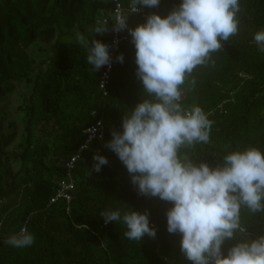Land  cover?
Returning a JSON list of instances; mask_svg holds the SVG:
<instances>
[{"label": "trees", "instance_id": "trees-1", "mask_svg": "<svg viewBox=\"0 0 264 264\" xmlns=\"http://www.w3.org/2000/svg\"><path fill=\"white\" fill-rule=\"evenodd\" d=\"M120 1L126 9L127 0ZM178 3L160 0L155 8L138 7L163 16ZM113 5V0H0V264H191L180 251L179 234L166 231L170 203L138 194L125 167L106 147L125 111L143 97L131 41L117 49L115 57L122 54L123 62L114 58L104 95L99 88L103 68L91 72L84 49L64 38L74 28L83 31L107 20L106 31L89 39L110 48ZM241 8L236 35L221 41L212 62L194 69L183 86L184 105H198L213 121L210 143L195 147L193 163L215 167L225 151L264 150V53L252 39L264 29V0H242ZM142 22L139 15L127 18L128 27ZM48 42L47 48L43 44ZM35 51L47 54L37 57ZM15 92L20 101L12 114L1 104ZM98 120L104 142L95 141L76 159L70 201L51 202L66 179L63 163L77 154L86 129ZM94 155L107 159L99 172L92 168ZM117 208L146 212L155 235L127 240L122 224L100 217ZM242 223L245 231L226 240L222 252L264 233L259 214L243 212ZM21 227L34 236L30 247L3 243Z\"/></svg>", "mask_w": 264, "mask_h": 264}, {"label": "clouds", "instance_id": "clouds-1", "mask_svg": "<svg viewBox=\"0 0 264 264\" xmlns=\"http://www.w3.org/2000/svg\"><path fill=\"white\" fill-rule=\"evenodd\" d=\"M242 0H179L166 15L148 14L135 27L126 24L138 5L155 8L160 0H127L110 19L116 31L127 30L134 47L135 75L143 97L125 111L120 130L111 133L106 147L130 175L138 194L169 202L166 231L179 234V248L191 264H264V233L222 245L243 233L242 213L264 217V150L247 146L225 151L215 167L193 163V150L210 143L213 121L198 105L181 101L185 80L198 67L208 66L213 53L238 32ZM106 21H96L83 31L73 29L75 43L85 51L91 72L110 67L109 46L93 34L106 31ZM257 51L264 53V29L253 33ZM123 62L122 54L115 57ZM92 168L99 172L107 159L94 155ZM105 223H120L124 237L140 241L155 235L146 212L128 208L106 210ZM34 242L26 227L3 243L22 249Z\"/></svg>", "mask_w": 264, "mask_h": 264}, {"label": "built area", "instance_id": "built-area-1", "mask_svg": "<svg viewBox=\"0 0 264 264\" xmlns=\"http://www.w3.org/2000/svg\"><path fill=\"white\" fill-rule=\"evenodd\" d=\"M113 4L114 5H113L112 13H111V18L113 17L114 11L117 8L123 9V6H122V3L120 0H113ZM131 14L139 15L143 19H145V17L148 15V13L144 9H142L141 7H138V10L134 13H131ZM126 24L128 26L127 21H126ZM110 27H111V29H110L111 39H110V48L108 50H109L110 57L112 58L110 61L111 66L110 67L102 66L101 68H103V72L99 77V88L102 90L104 95H106L108 93L107 87H108L109 82L111 80V71L113 68V62H114V58H115L117 49L119 48V46L123 42L128 41V40L131 41V38L127 35V30H121V31L114 30L112 21H111ZM95 141H99L101 143L104 142V140H103V125H102V122L100 120H98L94 125H92L86 129V140L78 148L77 154L74 155L69 161H66L63 163L64 168L67 171L66 179L61 180L59 182L58 189H57L55 195L51 198V202H54L60 198L65 199L66 202L70 201L71 196L68 192H69V190H72L74 188V182H73V178H72L70 171L73 169L75 161H76V159L79 158L81 152L84 151L85 149H87L88 147H92L91 145ZM95 151L97 154H99L101 152V150L99 148H96Z\"/></svg>", "mask_w": 264, "mask_h": 264}, {"label": "rangeland", "instance_id": "rangeland-1", "mask_svg": "<svg viewBox=\"0 0 264 264\" xmlns=\"http://www.w3.org/2000/svg\"><path fill=\"white\" fill-rule=\"evenodd\" d=\"M94 36V33L90 36V37H93ZM89 37V38H90ZM64 38L65 39H69V40H74L73 39V34H69V35H65L64 36ZM39 43H41V42H36L35 43V45H33L32 47H34V46H36V44H39ZM52 43L51 42H48V43H45V44H43L45 47H50V45H51ZM30 49H32V48H29V50ZM36 52V51H35ZM47 53H44V52H42L41 54H39V53H35V55H37V57H44L45 55H46ZM17 91H22V88H18L17 89ZM16 91V92H17ZM16 92H15V94L14 95H12L11 97H10V99L8 100V103L6 104V105H3V104H1L2 105V107L4 108V110L5 111H7V112H10V113H14V111H15V109H16V107L18 106V104H19V98H18V96H17V94H16ZM15 115H17L16 113H15ZM19 115V114H18ZM17 141H18V139H17ZM16 141V142H17Z\"/></svg>", "mask_w": 264, "mask_h": 264}, {"label": "water", "instance_id": "water-1", "mask_svg": "<svg viewBox=\"0 0 264 264\" xmlns=\"http://www.w3.org/2000/svg\"><path fill=\"white\" fill-rule=\"evenodd\" d=\"M181 100H183V97H181Z\"/></svg>", "mask_w": 264, "mask_h": 264}]
</instances>
